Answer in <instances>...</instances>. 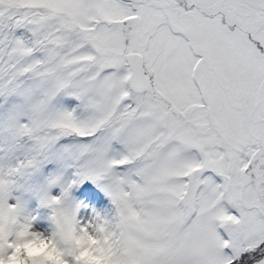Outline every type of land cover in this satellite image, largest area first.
I'll use <instances>...</instances> for the list:
<instances>
[{"label": "snow or ice", "instance_id": "1", "mask_svg": "<svg viewBox=\"0 0 264 264\" xmlns=\"http://www.w3.org/2000/svg\"><path fill=\"white\" fill-rule=\"evenodd\" d=\"M0 264H264V0H0Z\"/></svg>", "mask_w": 264, "mask_h": 264}, {"label": "rangeland", "instance_id": "2", "mask_svg": "<svg viewBox=\"0 0 264 264\" xmlns=\"http://www.w3.org/2000/svg\"><path fill=\"white\" fill-rule=\"evenodd\" d=\"M92 190H93V188H92L91 184L86 183V185L83 188V191L79 192L78 195L82 196L85 192H89V191H92ZM104 200H105V197L103 196V194L97 192V194H96V202H97V204L103 203ZM90 208H91V206H90Z\"/></svg>", "mask_w": 264, "mask_h": 264}, {"label": "clouds", "instance_id": "3", "mask_svg": "<svg viewBox=\"0 0 264 264\" xmlns=\"http://www.w3.org/2000/svg\"><path fill=\"white\" fill-rule=\"evenodd\" d=\"M46 248H47V245L41 243V244H39V245H34V246H32V247H31V251H32L33 254H37V253H39V252L44 251Z\"/></svg>", "mask_w": 264, "mask_h": 264}]
</instances>
